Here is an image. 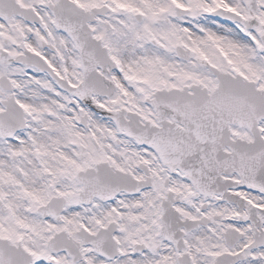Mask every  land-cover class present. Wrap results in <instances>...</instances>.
I'll use <instances>...</instances> for the list:
<instances>
[{"label": "snow or ice", "instance_id": "6c2138e0", "mask_svg": "<svg viewBox=\"0 0 264 264\" xmlns=\"http://www.w3.org/2000/svg\"><path fill=\"white\" fill-rule=\"evenodd\" d=\"M0 264H264V0H0Z\"/></svg>", "mask_w": 264, "mask_h": 264}]
</instances>
